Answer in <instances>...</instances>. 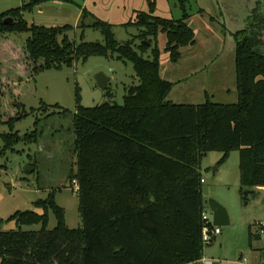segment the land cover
Returning a JSON list of instances; mask_svg holds the SVG:
<instances>
[{
  "label": "trees",
  "instance_id": "1",
  "mask_svg": "<svg viewBox=\"0 0 264 264\" xmlns=\"http://www.w3.org/2000/svg\"><path fill=\"white\" fill-rule=\"evenodd\" d=\"M44 1L32 0L0 13V36L30 35L23 61L20 57L19 64L12 67L21 66L23 73L32 77L42 70L73 67L91 56H116L134 64L137 83L127 88L123 104L109 100L85 108L77 96L79 106L73 117L76 171L71 170L67 180L72 185L78 182L82 226L69 228L65 210L56 203L53 191L47 199L35 203L46 209L44 214L19 211L10 218L16 221L18 230L4 232L0 227V264L202 261L206 245L217 241L206 244L203 240V213L207 210L203 159L210 152L220 151L221 162H225L231 153L239 151L243 201H249L250 191L264 187V14L256 11L258 14L248 20L249 27L234 33L238 101L233 105L215 103L207 95L205 103L178 105L167 99L175 84L162 77L157 38L161 32L167 35L166 52L173 63L181 59L182 48L195 46L187 0H179L184 14L178 20L155 16L156 2L149 0V12L139 13L135 22L126 24L144 30L126 43L118 42L112 25L98 18L88 27L102 32L103 43L71 41L73 26L30 24L25 13ZM81 12L83 21L78 27L85 29L91 15L85 9ZM198 12L204 14L205 10ZM9 18L12 23H6ZM5 74L0 75V128L7 125L10 131L0 132L2 155L19 152L16 148L22 143L38 145L43 138V131L37 127L40 119L30 132L20 135L15 131L16 124L29 115L15 93L24 79L8 71L15 83L4 84ZM7 88L12 89L8 95L14 97L15 107L23 111L17 110L5 121L1 110ZM109 96L112 92L107 93ZM43 105L45 110L61 109L58 104ZM50 210L57 220L53 230L48 226ZM32 225H41L42 229H24ZM253 236L251 226L252 240Z\"/></svg>",
  "mask_w": 264,
  "mask_h": 264
},
{
  "label": "rangeland",
  "instance_id": "2",
  "mask_svg": "<svg viewBox=\"0 0 264 264\" xmlns=\"http://www.w3.org/2000/svg\"><path fill=\"white\" fill-rule=\"evenodd\" d=\"M32 0H0V13L29 3ZM36 1V0H35ZM156 2L155 13L157 17L178 20L183 17L184 10L181 9L179 0H152ZM247 1V0H245ZM255 7L258 6V12L264 14V0H256ZM229 3H232L231 6ZM243 4V0H187L186 10L191 15H195L194 20L189 22L197 32L198 46L200 50L206 48L205 36H207L206 26L211 24L209 18L220 20L226 26L222 27L223 44L220 40L216 41V47H224L222 67H227L229 72L228 88H237L235 52L236 44L233 33L247 29L249 26L246 20V14L254 12L253 9L238 6ZM251 6V0L245 4ZM90 13V17L85 21V29L79 28L82 10ZM200 9L205 10V15H196ZM149 12V0H45L37 5L31 13H25L26 20L30 24L53 28L55 26H73L70 34L71 41L84 42H104V36L100 30L90 26L98 18L101 21L112 25L115 37L118 42L126 41L139 36L143 29L135 25H126L129 22H135L138 14ZM95 18V19H94ZM212 22V21H211ZM225 33V36H224ZM227 33V34H226ZM29 34H9L0 36V67L11 68L17 74V77H23L20 81L16 93V100L19 104L25 106L27 117L21 119L16 124L15 131L20 135L35 129L37 119H40L38 129L43 131L42 139L38 145L20 144L17 146L19 152L0 153V221L1 230H18L19 227L15 220L10 218L17 212L35 211L38 214H44L46 209L35 206V203L41 199L45 200L51 192H55L56 203L65 210V222L71 229L77 230L81 225V214L79 207L78 192L74 186L69 183L67 176L71 170L76 171L74 154L75 136L73 135L74 114L78 110L79 96L80 104L85 108H92L101 105L109 100L117 103H124V96L129 86L136 84L134 64L129 61L123 62L114 57L91 56L86 62L78 61L73 67H64L61 70H42L32 77L26 76L21 67H12L13 64H19L18 59L23 61L24 48ZM225 40V42H224ZM140 43L139 40L136 41ZM167 35L161 32L157 38V46L161 52L160 63L164 65L162 71H166L167 77L174 81L180 80L185 74L192 70L190 52H185L183 59L178 63L170 60L169 53L166 52ZM192 47V46H189ZM183 49V48H182ZM196 49V51H197ZM182 51V50H181ZM193 51V50H191ZM150 52V51H149ZM15 60V62L13 61ZM18 62V63H17ZM17 63V64H16ZM103 74L111 78L107 88L102 89L96 82V76ZM188 77V75H185ZM172 82V81H171ZM174 83V82H173ZM204 82L193 83L198 86ZM175 84V83H174ZM220 85V84H219ZM218 85V86H219ZM199 87V88H200ZM3 93V120H8L14 116L17 110L23 111V108L17 109L16 102L12 101L14 97L8 94L12 89ZM112 92V96L107 97V93ZM215 103L231 104L238 100L237 93L230 96L227 92L221 90L213 94ZM182 87H175L171 92V98L183 102L185 100ZM189 100L187 104H202L206 98L202 94ZM169 99V97H168ZM43 102L48 106L58 104L61 109L50 108L45 110ZM14 105H13V104ZM66 113H63L65 112ZM9 126L4 125L0 132H9ZM4 147V141L0 138V152ZM223 153L220 151L210 152L201 163V172L204 179L203 197L206 209L211 212L209 202L211 200L222 204L229 213V220L232 224L220 226L223 234L229 229H234L225 243L224 256L231 255L230 251L237 245L239 239L238 231L240 224L246 212L247 206L241 200L240 194V152L231 153L227 161L221 162ZM249 196V195H247ZM252 197L249 196V200ZM49 213V229L57 227V220L52 210ZM231 216V217H230ZM25 230L40 231L41 225L25 226ZM222 235L217 237V241L212 245H206L204 256L209 255L211 248L218 247ZM247 239V237H246ZM240 242L239 244H241ZM245 243V242H244ZM261 243V242H260ZM263 243V242H262ZM249 247L248 239L246 242ZM220 248V247H219ZM213 250V249H212Z\"/></svg>",
  "mask_w": 264,
  "mask_h": 264
},
{
  "label": "crops",
  "instance_id": "3",
  "mask_svg": "<svg viewBox=\"0 0 264 264\" xmlns=\"http://www.w3.org/2000/svg\"><path fill=\"white\" fill-rule=\"evenodd\" d=\"M246 3H249V0L247 1L243 0V4L238 3V6L248 8V10L254 8L253 13L250 14V12L252 11L250 10L249 13L246 14V20H249L250 17H252L254 13H256V11H260L258 10L259 9L258 6L257 7L254 6V4H260V2L258 1V3H256V0H251V6L249 7L245 5ZM231 4L232 3H229L230 6ZM205 14L206 13L201 14L198 12L196 15L203 16ZM194 17L195 15H192L189 22H191V20H194ZM209 21L211 24H208V26H206L205 33L207 34V36L204 37L205 38L204 43L206 44V48H204L203 50L202 49L200 50V48L197 49L199 43L197 32L190 24V26L194 29L196 34V44L195 46L192 47L183 48L182 57H181V59H183L186 51L187 53L190 52L189 54H191L190 59L191 61H193L192 62L193 66H192V70L187 74H185L188 75V77H185L184 75L182 78H180V80L174 81L170 79V77H167L168 74L166 73L165 70L162 71V77L164 79H166L167 81L174 82L175 87H182V90H184L183 97L185 98V100L180 103L176 101V99L171 98V93L169 94L168 96L169 100L174 104L180 105V104L191 103L189 102V100L196 99L195 97L198 96L199 94H202V92L204 98H206V96L208 95L209 98H211L214 102L215 100L213 99L214 96L213 94H215L216 91L221 90L222 92H227L230 96H232L233 93L234 94L237 93V88L235 89L228 88L227 85L228 83H230L229 72L227 71V67L221 66L222 64L221 61L223 60L222 58L224 57L223 54L225 51L224 47L217 48L216 44H214L215 41L219 43L220 40L223 44V32H221L220 30L222 27H224L226 30L227 28L226 26H224L223 23L220 22V20H214L213 22H211V18H209ZM233 37H234V33H233ZM9 69L10 68H6V67H2V69H0V75L1 74L3 75L4 72L6 73L2 80L4 81V84L6 82L11 84L15 83L14 82L15 78L11 76L10 78L9 75L7 74L8 71L10 72ZM20 69L22 70V72L25 73V69H22V67ZM163 69H164V65L162 66V70ZM197 82H204V83L201 85V87L200 85L193 86L194 85L193 83L197 84ZM191 105H196V104H191ZM253 191H254L253 194L248 193V195L252 197V199L249 200L248 202H244L241 197V200L243 201V203H245L247 209H252V210H248L250 212H248V214L246 212V215H244V218L242 219L243 222H241L240 224V230L237 232L238 233L237 239H239V241L237 242V245L234 246L233 249L230 251L231 255L229 256L226 254V256H224L225 254H223V250H225V243H227V240L229 236H231L233 230H237V226L234 227V229L232 228L230 230L228 229L224 235H222L223 234L222 231L221 233L222 240L219 246L211 248L210 252L208 253L209 255L204 256L203 253L202 261L192 264H264V258L262 256L264 252V240L257 237L256 235L253 236V240L250 237V227L254 224V222L256 220H264V187L256 188ZM255 192L256 194H254ZM246 237L248 239V244L250 248H247ZM240 242L242 243L239 244ZM213 244L209 246H212Z\"/></svg>",
  "mask_w": 264,
  "mask_h": 264
},
{
  "label": "built area",
  "instance_id": "4",
  "mask_svg": "<svg viewBox=\"0 0 264 264\" xmlns=\"http://www.w3.org/2000/svg\"><path fill=\"white\" fill-rule=\"evenodd\" d=\"M202 183H204V179H202ZM74 190L79 191L78 182H73ZM203 221L205 222V226L203 229V240L206 244H209L214 239L219 237V235L222 233L221 227H217L214 225L212 213L206 210L203 213ZM252 232L253 235H256L257 237L264 240V220H256L254 224L252 225ZM263 258H264V252H263Z\"/></svg>",
  "mask_w": 264,
  "mask_h": 264
},
{
  "label": "water",
  "instance_id": "5",
  "mask_svg": "<svg viewBox=\"0 0 264 264\" xmlns=\"http://www.w3.org/2000/svg\"><path fill=\"white\" fill-rule=\"evenodd\" d=\"M13 20L11 18L6 19V23H12ZM147 45H149L147 43ZM110 78L105 77L103 74H98L96 76V82L98 85L102 88L105 89L108 87ZM254 191H250L249 193L253 194ZM210 204V209L213 217V222L214 225L219 227V226H228L231 224V221L229 220V213L227 209L220 203H217L213 200L209 202Z\"/></svg>",
  "mask_w": 264,
  "mask_h": 264
}]
</instances>
